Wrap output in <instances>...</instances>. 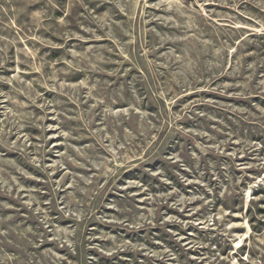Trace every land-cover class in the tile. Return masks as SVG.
Returning <instances> with one entry per match:
<instances>
[{"label": "rangeland", "instance_id": "1", "mask_svg": "<svg viewBox=\"0 0 264 264\" xmlns=\"http://www.w3.org/2000/svg\"><path fill=\"white\" fill-rule=\"evenodd\" d=\"M0 264H264V0H0Z\"/></svg>", "mask_w": 264, "mask_h": 264}]
</instances>
